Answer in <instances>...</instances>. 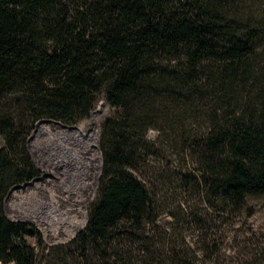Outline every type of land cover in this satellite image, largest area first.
<instances>
[{
  "label": "trees",
  "instance_id": "obj_1",
  "mask_svg": "<svg viewBox=\"0 0 264 264\" xmlns=\"http://www.w3.org/2000/svg\"><path fill=\"white\" fill-rule=\"evenodd\" d=\"M102 96L88 222L48 245L6 197L41 174L37 122L76 124ZM260 201L264 0H0L2 264H221L231 221L208 209L249 218Z\"/></svg>",
  "mask_w": 264,
  "mask_h": 264
},
{
  "label": "rangeland",
  "instance_id": "obj_2",
  "mask_svg": "<svg viewBox=\"0 0 264 264\" xmlns=\"http://www.w3.org/2000/svg\"><path fill=\"white\" fill-rule=\"evenodd\" d=\"M113 108L102 96L95 105L90 116L76 124H58L37 122L28 139V149L31 157L40 170V175L31 181L14 186L6 197L5 211L14 221H26L34 226L44 236L48 245L65 244L71 241L86 226L89 208L96 199L100 178L103 171V156L99 146L102 124ZM51 119V118H47ZM54 123H57L54 124ZM45 124L50 130H40L39 125ZM59 125V126H58ZM62 126V127H61ZM60 127V128H59ZM77 127L88 133L83 137L96 144V176L90 180L84 176L82 164H79L78 152L88 158L90 153L80 144L74 134H59L58 129ZM206 120L195 124V128L207 130ZM156 137L159 133H150ZM100 152V153H99ZM100 155V159H99ZM92 181L91 187H86L81 181ZM36 181L30 188L23 186ZM20 191L13 194V190ZM66 200H63V198ZM199 196H193L191 202H198ZM82 202L75 205V200ZM207 206V204H203ZM80 207V209H78ZM212 216H220L217 221H231L228 238L223 241L221 249V264H242L244 255L252 256V264H264V202L260 201L255 213L247 218H235L219 215L213 208L208 209ZM169 217H166L168 220ZM76 223H82L81 227ZM256 232L257 235H251ZM233 235L236 239H233ZM251 235V238H248ZM247 238V239H246ZM259 251V252H258ZM262 253V254H261ZM251 259V258H250ZM242 261V262H241ZM0 264H2L0 262ZM13 264V263H11ZM213 264V263H212Z\"/></svg>",
  "mask_w": 264,
  "mask_h": 264
},
{
  "label": "bare ground",
  "instance_id": "obj_3",
  "mask_svg": "<svg viewBox=\"0 0 264 264\" xmlns=\"http://www.w3.org/2000/svg\"><path fill=\"white\" fill-rule=\"evenodd\" d=\"M57 125V123H54ZM59 126V125H58ZM62 127V126H61ZM39 128L40 130L42 129H46V130H50V127L49 126H45V124H40L39 125ZM60 128V127H59ZM59 134H65V135H69V134H74L78 141L80 142V144L83 143V145L85 146L86 150L90 153V156H88V158H85V157H82L80 152H78V156H79V164H82V169L84 171V176H89L90 177V180H92L97 174L95 172V167H96V152H94L97 148L96 144H94V142L92 141H87L85 140L83 137H86L88 135V133H84L83 130L77 128V127H67L65 129H58L57 130ZM100 153V152H99ZM100 155H99V159H100ZM88 181V180H84V181H81L83 185H85L86 187H91L92 185V181ZM37 182L34 181V182H31L25 186H23V188H30L34 185H36ZM20 191L17 190V189H14L13 190V194L16 195V193H18ZM63 198V197H62ZM63 200H66L65 198H63ZM82 202V199H77L75 200V205H78ZM78 209H80V207H78ZM81 210V209H80ZM83 224L82 223H76V226L78 227H81Z\"/></svg>",
  "mask_w": 264,
  "mask_h": 264
},
{
  "label": "water",
  "instance_id": "obj_4",
  "mask_svg": "<svg viewBox=\"0 0 264 264\" xmlns=\"http://www.w3.org/2000/svg\"><path fill=\"white\" fill-rule=\"evenodd\" d=\"M43 121H45V122H53L54 120H52V119H45ZM57 123L63 125V123L61 121H57ZM151 133H155V131L154 130H151ZM17 186H20V185H17Z\"/></svg>",
  "mask_w": 264,
  "mask_h": 264
}]
</instances>
